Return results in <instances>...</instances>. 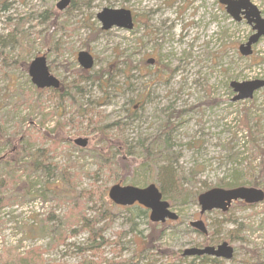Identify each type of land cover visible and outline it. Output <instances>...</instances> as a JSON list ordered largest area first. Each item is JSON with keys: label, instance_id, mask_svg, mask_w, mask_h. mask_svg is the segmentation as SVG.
<instances>
[{"label": "rangeland", "instance_id": "rangeland-1", "mask_svg": "<svg viewBox=\"0 0 264 264\" xmlns=\"http://www.w3.org/2000/svg\"><path fill=\"white\" fill-rule=\"evenodd\" d=\"M59 1L0 0V133L36 136L30 152L41 150L54 172H13L16 188L6 187L3 195L15 194L24 182L34 195L0 210V264L38 250L42 264H264V200L203 215L193 200L216 187L264 191V88L235 100L239 93L231 87L233 81L264 80V37L243 56L239 47L253 30L219 0H72L62 11ZM250 1L264 16V0ZM104 8L130 10L134 28L103 30L97 15ZM81 51L94 59L90 70L78 62ZM39 56L61 90L32 83L28 68ZM161 136L170 147L157 148L153 176L170 166L189 197L183 203L165 199L179 219L157 224L141 205L113 204L108 190L148 185L139 145ZM78 138L88 140L86 148L74 144ZM119 146L129 153L112 171L91 155L101 149V158L113 157ZM6 150L0 145V157ZM63 172L76 193H88L82 196L88 223L71 217L69 200L54 193L42 198L46 187L64 188ZM107 209L109 221L102 217ZM198 220L206 235L190 226ZM210 240L213 246L228 242L233 259L183 257L185 249Z\"/></svg>", "mask_w": 264, "mask_h": 264}, {"label": "water", "instance_id": "water-1", "mask_svg": "<svg viewBox=\"0 0 264 264\" xmlns=\"http://www.w3.org/2000/svg\"><path fill=\"white\" fill-rule=\"evenodd\" d=\"M72 0H60L56 5L62 11L68 8ZM225 6L227 13L236 21L246 19L247 23L252 27L253 34L249 37L245 44L239 47V51L243 56L253 54V46L264 37V17L250 0H219ZM98 20L102 23L103 30H110L114 27L123 30H132L134 28V18L132 12L127 9H110L104 8L97 15ZM78 62L84 70H90L94 66V59L87 51L78 53ZM150 60L149 63H153ZM29 76L32 83L39 89L60 88V81L54 77L47 66L44 56L36 57L29 65ZM231 87L239 93L235 100L251 99L255 91L264 88V80H254L250 82L239 83L231 82ZM74 143L82 148L86 147L88 140L78 138ZM109 199L119 206H132L136 202L150 210V220L153 223H164L167 219L177 220L179 216L171 211L170 204L163 200L162 192L154 183L146 187L122 186L115 184L108 190ZM264 200V191L255 187H235L230 189L212 188L201 193L197 202L201 208V214L220 210L222 212L229 211L233 202L243 201L246 204H256ZM203 234H207V228L202 220L193 221L190 224ZM184 256H212L224 260H231L234 257V248L228 243L223 242L217 246H206L204 248L191 247L187 248Z\"/></svg>", "mask_w": 264, "mask_h": 264}, {"label": "trees", "instance_id": "trees-1", "mask_svg": "<svg viewBox=\"0 0 264 264\" xmlns=\"http://www.w3.org/2000/svg\"><path fill=\"white\" fill-rule=\"evenodd\" d=\"M37 133L40 135L39 132ZM17 134H14L11 138L7 139V138H4L3 134L0 133V145L7 147L6 152L0 157V173L4 172L6 176V178H4L5 180L0 181V210L4 207L20 202L21 198L27 199L30 196L34 195L31 192L30 187L26 182L22 183L20 188H17V190L15 191L16 192L15 194H12L9 196L3 195V192L7 189L6 187L8 188L11 187L13 188V190L16 188L15 186L16 184H14V182L12 181V179L15 178V176L13 175V172H16L18 170L28 171V170L40 169V171H43V174H46L48 177H52V175H54V172L52 171L49 165L43 166L41 150L30 152V150H32V147H30V139H34L36 138V136L32 137L31 133L25 132L24 133L25 136L19 138L17 137ZM44 137H45V134L42 136H39V139L43 140ZM161 138L162 136L159 137V140L153 141L148 146H144V144L142 143H140L139 145L141 146L142 154L144 156L143 164L141 165L140 168L147 170V172L149 173V177L146 178L144 184H149V183H152V181H157V185H159L160 191L162 192L164 199L171 200L173 203H176L179 199H183L182 200V203H183L184 201H187L189 197L188 196L189 193H187L186 190L183 188L184 186L182 183V179L177 175L176 171H172V168H170V166L166 167V165H162L156 173V178H154L153 176V164L156 163V160L160 156L159 153L156 151L157 148L159 146L160 147L164 146L165 150H168V148L170 147L168 145L167 139H161ZM53 145L55 147L56 142H53ZM94 152L96 153L94 154L92 153L91 155L98 160L103 159L101 160L103 162L102 163L100 162V164L102 166L108 167L111 171L113 170V168L115 169L116 166H119L120 165L119 161L122 159V157L126 155L127 153H129L128 148H125L124 150H122V146H119L117 152H113V157H109V158L108 157L101 158V155L103 154L101 149H95ZM106 152H109L108 147H106ZM117 154L119 156H117ZM24 159H27V161H24ZM61 181L65 183L64 188H62L63 186L62 187L58 186L59 188H62V191L61 189L57 190L58 188L57 186L46 187V189L42 191L43 192L42 198L45 199L47 198V194L54 193L60 196L62 199L69 200L70 203L72 204L71 212L75 211V215L73 214L71 217L80 222L84 220L87 222V220L85 219V216H83L84 201L82 200V196L88 193L86 192H84L83 194L76 193L73 189L74 186L71 184V181L67 178V175L65 174V172H63V174L61 175ZM254 182L256 183V181L254 180L253 183L251 184L255 186L257 185L259 186V184H255ZM132 183L134 185L139 184L137 182H132ZM66 184H68V186H66ZM235 184L238 185L239 183L236 182ZM236 185H231L230 187H235ZM16 194H18L19 196ZM92 194H95V192ZM104 195H105V192L102 191L101 197ZM196 197H197L196 194H194L193 200H195ZM75 203H76V206L74 205ZM105 216L108 219V221L111 220L112 214L110 213L108 209L104 210L102 214V217H105ZM87 223L85 224L86 226H87ZM34 231L35 229L32 228L31 232H34ZM40 231L41 232L47 231L46 226L42 225L40 228ZM60 234H62L61 231H60ZM59 240L61 239L57 238L58 242ZM208 242L213 243V244L217 243L214 240H210ZM42 253L43 252L39 250H38V253L37 252L34 254L30 253L27 256L28 262L26 258H21L18 255H12V256L10 255V261H8V263L10 264H42L43 263ZM207 258L208 257L204 256L200 258V260L205 262L208 260ZM211 261L216 262L217 260L213 259Z\"/></svg>", "mask_w": 264, "mask_h": 264}, {"label": "flooded vegetation", "instance_id": "flooded-vegetation-1", "mask_svg": "<svg viewBox=\"0 0 264 264\" xmlns=\"http://www.w3.org/2000/svg\"><path fill=\"white\" fill-rule=\"evenodd\" d=\"M72 2V1H71ZM134 18V17H133ZM134 24H135V19H134ZM1 56V55H0ZM29 69V68H28ZM61 88H62V83L60 82V88L59 89H53V88H45V89H51V90H55V91H59V90H61ZM88 145V144H87ZM87 147V146H86ZM85 147V148H86ZM205 214V213H204ZM203 215V214H202ZM203 221V220H202ZM204 222V221H203ZM205 224V223H204ZM191 226V225H190ZM206 226V225H205ZM192 227V226H191ZM192 228H194V227H192ZM207 228V227H206ZM195 229V231H197L199 234H201V235H206V234H203V233H201L199 230H197L196 228H194ZM207 233H208V230H207ZM211 244V243H210ZM214 244H212V245H210V246H213ZM202 248V247H201ZM204 248V247H203ZM186 250V249H185ZM184 250V251H185ZM184 253V252H183ZM182 253V254H183ZM183 257L184 258H190V257H192L193 259H195V258H202V257H204V256H190V257H188V256H184L183 255ZM206 257H212V256H206ZM215 260H221L220 258H215V257H213ZM217 262H219V261H216L215 263H217Z\"/></svg>", "mask_w": 264, "mask_h": 264}, {"label": "bare ground", "instance_id": "bare-ground-1", "mask_svg": "<svg viewBox=\"0 0 264 264\" xmlns=\"http://www.w3.org/2000/svg\"><path fill=\"white\" fill-rule=\"evenodd\" d=\"M42 164H43V166H46V165H49L50 166V164H46V163H44V161H42ZM41 172L43 173V171H41ZM195 259H197V258H195Z\"/></svg>", "mask_w": 264, "mask_h": 264}]
</instances>
